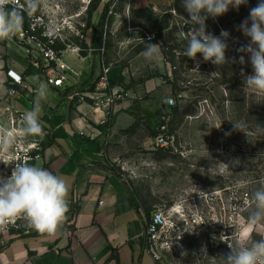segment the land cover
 <instances>
[{
	"label": "rangeland",
	"instance_id": "374dc122",
	"mask_svg": "<svg viewBox=\"0 0 264 264\" xmlns=\"http://www.w3.org/2000/svg\"><path fill=\"white\" fill-rule=\"evenodd\" d=\"M94 1L36 0L32 8L28 0H12L5 7L11 11L18 2L32 9L42 18L40 29L56 46L64 51L78 47L91 55L96 69L90 68V73L97 74L88 89L97 93L98 101L115 86L135 92L129 124L106 133V160L123 177L137 205L162 209L182 223L176 229L181 239L176 240L174 262L223 264L220 256L230 251L228 244L244 243L245 233L252 240L264 238V223L254 227L248 221L251 194L264 178V94L244 88V76L253 69L248 55L238 51L249 42L238 26L259 0L206 21L208 32L230 34L227 62L218 66L200 54L196 60L183 56L186 41L181 30L192 25L181 0H98L96 19L94 13L87 14ZM144 42L159 43L158 61L142 55ZM8 43L26 49L15 39L0 40V45ZM22 55L20 49L14 54L18 60ZM169 98L172 107L165 102ZM163 118L174 138L171 149L153 145L154 129ZM113 119L112 114L107 123ZM222 235L227 242L211 252L210 240Z\"/></svg>",
	"mask_w": 264,
	"mask_h": 264
},
{
	"label": "crops",
	"instance_id": "0c3cea01",
	"mask_svg": "<svg viewBox=\"0 0 264 264\" xmlns=\"http://www.w3.org/2000/svg\"><path fill=\"white\" fill-rule=\"evenodd\" d=\"M99 4L92 12L95 19ZM18 49L23 53L20 60L14 56ZM90 56L66 50L61 57L65 79L55 87L33 66L29 58L34 56L25 48L0 45V94L9 86L6 71L12 70L22 82L10 105L24 112L39 108L45 135L39 136L40 157L30 164L48 169L69 186V211L58 233L5 235L0 239V264H158L143 248L150 211L133 201L125 180L104 154L106 133L129 124L135 92L115 86L98 101L97 93L88 89L97 74L90 73L96 69ZM40 90L44 97L38 96ZM99 90L102 87H96ZM140 107L146 109L142 103ZM112 114L115 119L107 123Z\"/></svg>",
	"mask_w": 264,
	"mask_h": 264
},
{
	"label": "clouds",
	"instance_id": "9594fccd",
	"mask_svg": "<svg viewBox=\"0 0 264 264\" xmlns=\"http://www.w3.org/2000/svg\"><path fill=\"white\" fill-rule=\"evenodd\" d=\"M11 2L12 0H0V40H10L22 24V17L15 9H6L5 6ZM247 3L248 0H181L187 13V23L192 25L186 32L181 30L186 41L183 56L196 60L200 54L205 62L210 61L217 66L225 64L228 48L226 41L230 34L226 30H222L219 36L208 32L206 21L209 17L215 19L224 15L230 8L238 11L241 5ZM28 4L34 8L36 0H28ZM238 30L249 38V42L238 51L248 55L253 69L251 75L244 76V88L264 94V0H259L255 7L250 8L249 16L241 22ZM148 39L151 41L152 38ZM142 55L149 61H158L159 43H145ZM244 62V56H241L240 63ZM195 69L199 70V64ZM45 95L43 90L38 92L40 97ZM165 102L172 103L170 98ZM234 127L239 130L236 123ZM43 135L45 132L39 108L34 106L23 114L22 126L18 131L0 129V149L7 151L19 137ZM0 162L6 164L2 160ZM259 183L261 187L251 194L253 211L248 218L249 224L254 227L264 223V178ZM68 194L69 186L66 181L48 169L28 163L15 164L10 176L0 174V231L17 219H24L36 231L56 235L67 218ZM221 240L227 242L223 235ZM228 247L230 251L220 256L223 264H264V238L252 240L247 233L244 243L236 247L228 244Z\"/></svg>",
	"mask_w": 264,
	"mask_h": 264
},
{
	"label": "built area",
	"instance_id": "2783aa9c",
	"mask_svg": "<svg viewBox=\"0 0 264 264\" xmlns=\"http://www.w3.org/2000/svg\"><path fill=\"white\" fill-rule=\"evenodd\" d=\"M15 11L22 13L26 17V24L21 25L20 30L10 39H15L20 44L26 47L33 57H30L33 66L38 67L47 82L55 87L63 84L67 67L61 61L64 50L56 51L54 39L49 33L40 29L42 18L35 14L30 8H25L21 3L16 4ZM71 51L79 53L80 48L73 47ZM37 54V57L34 55ZM106 73V71H105ZM6 76L9 79V86L0 94V129L19 130L22 126V117L25 113L10 105V100L18 96L16 86L21 85V76L12 70L6 71ZM102 80H106L102 78ZM167 105L172 107L174 101ZM164 118L162 119V121ZM153 145L156 148L171 149L174 147V138L168 133L166 124L156 126L155 135L153 137ZM42 146L39 136L19 137L16 143L7 151L0 149V174L10 176L12 167L17 163H28L35 161L40 157ZM185 222V221H184ZM182 226V223L177 218H173L170 213L162 209H154L150 211L145 220V229L143 235L144 251L158 264H178L174 262L172 256L178 253L179 248L175 245L176 240L181 239V233L177 232ZM177 229V230H176ZM35 231L28 226L24 219H17L10 224L5 230L0 231V239L5 235L11 237L27 235ZM177 232V236H175ZM225 241L221 237H213L209 242L211 252H217ZM193 264V263H192ZM200 264V263H194Z\"/></svg>",
	"mask_w": 264,
	"mask_h": 264
},
{
	"label": "trees",
	"instance_id": "16d2710c",
	"mask_svg": "<svg viewBox=\"0 0 264 264\" xmlns=\"http://www.w3.org/2000/svg\"><path fill=\"white\" fill-rule=\"evenodd\" d=\"M98 4H99V1H98V0H95V1L93 2V4L90 6V8H89V10H88V12H87V14H88L89 17L92 15V12H94V11L97 9ZM17 14H18V13H17ZM18 15H20V16L22 17V24H21V25H25V24H26V17H25L22 13H20V14H18ZM101 45H102V40H101V38H99V39L96 41V48L100 49V48H101ZM84 46H85L84 48L86 49L87 46H86V45H84ZM53 48H54L56 51H58V50H63V48L56 46V44L53 46ZM143 50H144V49H143ZM85 51H86V50H85ZM79 54H80L82 57L86 56V53H85L84 51H80ZM154 121H156V120H154ZM160 124H163V121H159L156 125L158 126V125H160ZM154 130H155V129H154ZM154 135H155V132H154ZM153 137H154V136H153ZM147 211H149V210L147 209Z\"/></svg>",
	"mask_w": 264,
	"mask_h": 264
},
{
	"label": "snow or ice",
	"instance_id": "6c2138e0",
	"mask_svg": "<svg viewBox=\"0 0 264 264\" xmlns=\"http://www.w3.org/2000/svg\"><path fill=\"white\" fill-rule=\"evenodd\" d=\"M247 233H245V235H246Z\"/></svg>",
	"mask_w": 264,
	"mask_h": 264
}]
</instances>
